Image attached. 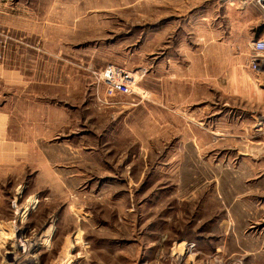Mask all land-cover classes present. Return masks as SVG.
I'll return each instance as SVG.
<instances>
[{"label": "rangeland", "instance_id": "obj_1", "mask_svg": "<svg viewBox=\"0 0 264 264\" xmlns=\"http://www.w3.org/2000/svg\"><path fill=\"white\" fill-rule=\"evenodd\" d=\"M263 23L223 0H0V264H264ZM111 65L134 91L107 96Z\"/></svg>", "mask_w": 264, "mask_h": 264}, {"label": "built area", "instance_id": "obj_2", "mask_svg": "<svg viewBox=\"0 0 264 264\" xmlns=\"http://www.w3.org/2000/svg\"><path fill=\"white\" fill-rule=\"evenodd\" d=\"M231 4H238L242 9H245L249 3L264 12V0H223ZM255 54L249 62L252 70L256 72L264 71V39H257L253 43ZM101 78L105 82V92L107 96H114L117 93L126 94L134 91L133 88L138 84V77L118 66H109L102 74ZM28 264H34L32 260Z\"/></svg>", "mask_w": 264, "mask_h": 264}, {"label": "crops", "instance_id": "obj_3", "mask_svg": "<svg viewBox=\"0 0 264 264\" xmlns=\"http://www.w3.org/2000/svg\"><path fill=\"white\" fill-rule=\"evenodd\" d=\"M236 5H238V4H236ZM239 6V5H238ZM261 26H264V23H263V25H261ZM264 28V27H263ZM261 39V38H260ZM260 73H262V72H260ZM263 74H264V72H263Z\"/></svg>", "mask_w": 264, "mask_h": 264}, {"label": "bare ground", "instance_id": "obj_4", "mask_svg": "<svg viewBox=\"0 0 264 264\" xmlns=\"http://www.w3.org/2000/svg\"><path fill=\"white\" fill-rule=\"evenodd\" d=\"M11 229V228H10ZM11 237V236H10ZM48 240V239H47Z\"/></svg>", "mask_w": 264, "mask_h": 264}]
</instances>
